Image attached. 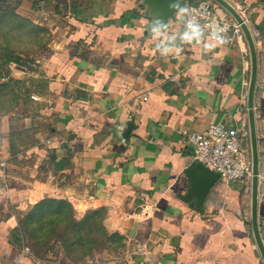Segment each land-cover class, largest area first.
<instances>
[{"label":"crops","instance_id":"crops-1","mask_svg":"<svg viewBox=\"0 0 264 264\" xmlns=\"http://www.w3.org/2000/svg\"><path fill=\"white\" fill-rule=\"evenodd\" d=\"M142 1L45 0L39 14L47 38L38 54L7 59L3 74L22 99L3 118L0 264H44L18 234L31 194L103 208L106 229L142 248L104 264H264L251 223L252 176L220 178L200 211L184 174L194 161L187 132L241 121L249 131L245 36L229 33L230 42L209 54L186 45L178 58H161ZM226 1L246 20L257 51L264 244V0ZM168 23L171 31L180 27L178 19Z\"/></svg>","mask_w":264,"mask_h":264},{"label":"rangeland","instance_id":"rangeland-1","mask_svg":"<svg viewBox=\"0 0 264 264\" xmlns=\"http://www.w3.org/2000/svg\"><path fill=\"white\" fill-rule=\"evenodd\" d=\"M46 7L45 0H0V155L3 118L20 108L22 99L20 86L3 74L7 55L30 60L38 54L47 38L39 14ZM105 215L103 208L77 209L65 198L31 194L25 199L18 234L22 245L44 264L123 261L136 244L106 229Z\"/></svg>","mask_w":264,"mask_h":264},{"label":"built area","instance_id":"built-area-1","mask_svg":"<svg viewBox=\"0 0 264 264\" xmlns=\"http://www.w3.org/2000/svg\"><path fill=\"white\" fill-rule=\"evenodd\" d=\"M195 14H203L204 20H215L228 25L227 34L241 35L242 30L236 20L219 12V6L212 0L185 1ZM185 139L192 148L194 161L207 165L218 172L226 182L245 181L252 176L251 146L246 123L235 126L223 123H210L203 131H191ZM136 245L137 251L141 246Z\"/></svg>","mask_w":264,"mask_h":264},{"label":"water","instance_id":"water-1","mask_svg":"<svg viewBox=\"0 0 264 264\" xmlns=\"http://www.w3.org/2000/svg\"><path fill=\"white\" fill-rule=\"evenodd\" d=\"M224 8L240 25L242 33L248 44L250 53V79L247 91V110H248V124L250 133V146H251V160H252V178H251V223L253 229V235L257 246L263 256L264 261V244L261 239L258 217H257V207H258V179L260 172V158L257 144L256 135V122H255V111H254V94L257 80L258 72V58L257 51L254 44L253 35L246 23L244 17L238 12V10L232 6L226 0H212ZM173 0H143L142 3L146 5V10L152 18H158L163 20L165 23L169 19L177 20L175 16V10L170 7ZM182 3V1H181ZM186 177L190 179L191 197L195 198V206L198 210H202V205L204 200L220 179V174L218 172L212 171L207 165L199 162H191L184 170Z\"/></svg>","mask_w":264,"mask_h":264},{"label":"clouds","instance_id":"clouds-1","mask_svg":"<svg viewBox=\"0 0 264 264\" xmlns=\"http://www.w3.org/2000/svg\"><path fill=\"white\" fill-rule=\"evenodd\" d=\"M170 7L175 10L180 25L176 31H171L169 23L158 18H152L147 26L149 38L154 43V51L161 58H178L186 45H199L203 53L209 54L230 42L226 23L202 21L200 17L203 14H195L181 0H173Z\"/></svg>","mask_w":264,"mask_h":264},{"label":"trees","instance_id":"trees-1","mask_svg":"<svg viewBox=\"0 0 264 264\" xmlns=\"http://www.w3.org/2000/svg\"><path fill=\"white\" fill-rule=\"evenodd\" d=\"M7 56H8L9 58H10V57H13V56H10V55H7Z\"/></svg>","mask_w":264,"mask_h":264}]
</instances>
